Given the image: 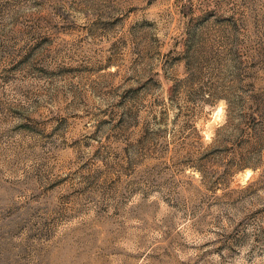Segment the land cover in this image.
I'll use <instances>...</instances> for the list:
<instances>
[{
  "label": "rangeland",
  "instance_id": "1",
  "mask_svg": "<svg viewBox=\"0 0 264 264\" xmlns=\"http://www.w3.org/2000/svg\"><path fill=\"white\" fill-rule=\"evenodd\" d=\"M0 264H264V0H0Z\"/></svg>",
  "mask_w": 264,
  "mask_h": 264
}]
</instances>
